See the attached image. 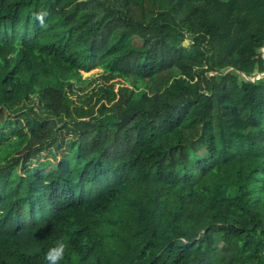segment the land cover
<instances>
[{"label": "trees", "instance_id": "1", "mask_svg": "<svg viewBox=\"0 0 264 264\" xmlns=\"http://www.w3.org/2000/svg\"><path fill=\"white\" fill-rule=\"evenodd\" d=\"M262 50L264 0H0V264H264Z\"/></svg>", "mask_w": 264, "mask_h": 264}, {"label": "clouds", "instance_id": "2", "mask_svg": "<svg viewBox=\"0 0 264 264\" xmlns=\"http://www.w3.org/2000/svg\"><path fill=\"white\" fill-rule=\"evenodd\" d=\"M46 15V12L37 14V19L43 24ZM68 248L69 242L66 239L63 237L57 239L44 255L45 264H61Z\"/></svg>", "mask_w": 264, "mask_h": 264}, {"label": "rangeland", "instance_id": "3", "mask_svg": "<svg viewBox=\"0 0 264 264\" xmlns=\"http://www.w3.org/2000/svg\"><path fill=\"white\" fill-rule=\"evenodd\" d=\"M262 53L264 55V50H262ZM104 72L102 70H96L94 72H92L91 74H83L82 75V79L83 80H93L95 78H98L99 76H101ZM36 101V100H35ZM38 106V103H36V108ZM38 109V108H37ZM51 158L48 159H42V160H50Z\"/></svg>", "mask_w": 264, "mask_h": 264}, {"label": "water", "instance_id": "4", "mask_svg": "<svg viewBox=\"0 0 264 264\" xmlns=\"http://www.w3.org/2000/svg\"><path fill=\"white\" fill-rule=\"evenodd\" d=\"M263 56H264V55H263ZM263 76H264V75L256 77V79L254 80V82H255L257 79H259L260 77H263Z\"/></svg>", "mask_w": 264, "mask_h": 264}]
</instances>
